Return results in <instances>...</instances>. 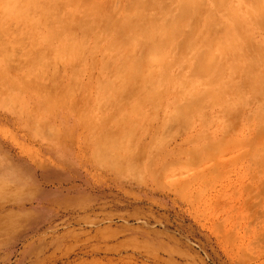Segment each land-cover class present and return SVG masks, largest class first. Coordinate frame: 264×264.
Returning <instances> with one entry per match:
<instances>
[{"label": "rangeland", "instance_id": "rangeland-1", "mask_svg": "<svg viewBox=\"0 0 264 264\" xmlns=\"http://www.w3.org/2000/svg\"><path fill=\"white\" fill-rule=\"evenodd\" d=\"M74 1L62 0L45 26L44 3L26 4V22L0 0V264H264V0H216L215 43L202 35L224 49L212 71L242 47L230 61L243 74L236 86L221 78L213 104L194 95V110L185 84L206 88L209 55L201 75L206 61L198 72L201 60L191 64L150 41L116 44L114 59L88 38L78 65L59 40L66 23L75 41L84 38L80 22L91 21L97 1ZM195 4L170 3L180 22ZM201 46L192 52L199 59L210 52ZM173 59L177 71L166 67ZM94 60H116L125 71L105 73ZM190 112L205 124L188 126Z\"/></svg>", "mask_w": 264, "mask_h": 264}, {"label": "bare ground", "instance_id": "bare-ground-1", "mask_svg": "<svg viewBox=\"0 0 264 264\" xmlns=\"http://www.w3.org/2000/svg\"><path fill=\"white\" fill-rule=\"evenodd\" d=\"M1 1H2V3H6V4L7 3H9V4L11 3L12 5L10 6L11 8L9 7L10 10L8 11V13H11V15L13 14L16 19L17 18H21L24 21L26 20V22L27 21H30L32 19L31 16H30V13L27 11L28 8L27 7H26L27 9L25 8L26 4H29L28 2H31L32 3L34 1V2H36L38 4H41V3H44V5L46 4L45 3L46 0L45 1L44 0H1ZM61 1L62 0H50L49 3H48V6L47 5H45L44 7H43V5L41 6L42 7V11L39 10L40 8H38L39 12L42 13L41 15L46 18V21L44 22V24L46 23L47 25H50L49 24V22H50L49 20L52 19L53 15H54V8L58 4H60ZM77 1L75 0L74 2H77ZM82 1H84V0H82ZM96 1L97 2L95 3L96 4L95 7L93 6V9L90 11V15H88L90 17L89 19L91 21H89L88 19H85V20H83V21L80 22V25H81V28H82V35H83V37L85 39L83 38V39H80V41H75V38H74V28L75 27L71 23H69V24L66 23L65 24L66 25L65 33H63V36L60 37L61 40H59L60 48L63 47V50L64 51H72L78 57V59L75 60L76 61V64H78V65L79 64H84V62H85V56L90 51L89 50V42L90 41H92V44H93L92 45L93 51H95L97 53L98 52H101L102 55L103 54H106L105 56L114 57V59H117L118 56H112V55H110V50H109L114 45L119 44V43H123V45H125L126 47L129 46V45H131V49H132L133 48L132 47V44L136 41L134 43V45H136L137 40H139L141 42L150 41L151 44H148V45H152V44L158 45L159 47H161V49H162V47H165L166 49L169 50V53L170 54L172 52L175 53V51H178L179 53L176 56L178 57L179 55H181L183 58L188 59V61H190L191 64H194L198 60H201V62L198 61L199 62V66H201L200 67V70L198 72L205 71V72L201 73V75L202 74H205L206 75V73H207L206 72L207 71L206 68H208L207 66H209V64H207V58H205V57H208V55H209L208 60H210V61H208V63H212V61H211L212 59H214L215 57L220 58L221 57L220 55L223 54L222 52H223L224 49H221L220 50V49L216 48L218 46H216L215 44H211L210 43V41H212L211 39L202 38V35L205 32H210L211 36H209V38H212L213 39V42L215 43V40H216V37H217V33H218V31L216 29V26H217V24H220V23H218V22H220V20L222 21V19H221L222 15L219 13V9H220V6L219 5H220V2H218L216 0H204L205 1L204 5L205 4L208 5V6L206 5V7H204V5H202L203 7H199L203 3L202 2L203 0H200L202 3L199 6L197 5L198 4L197 1H199V0H195L196 1L195 2L196 4L194 3V0L193 1L192 0H189L190 5L191 4H195L194 5L195 7H194V9L191 8L192 9L191 11H193V12L191 13L190 18L186 19V17H185V19L182 20L181 22L179 21L180 19L176 17L177 15L175 16V14H174V9L176 8L175 6H178L179 3L174 6L175 8L172 5H170V3L171 4H172V2L174 3L175 0H102V1L101 0L100 1L96 0ZM180 1H183V2H186L187 1L188 2V0H180ZM191 1H192V3H191ZM34 2L32 3L33 6H34ZM84 3H86V2H84ZM73 5H74V3H73ZM86 5H84V6H86ZM196 5H197V7H196ZM36 6L37 7H40L38 5H36ZM36 6H35V9H36ZM87 6L92 7L91 4L90 5H87ZM135 7L136 8L139 7L138 12L136 10H134V12H133V8L135 9ZM88 9H89V7H88ZM179 9H180L179 11L182 12L181 10H183V9H182L181 6L179 7ZM31 13L33 14V12H31ZM36 13H37V11H36ZM55 15H57V14H55ZM70 16H71V13L69 12L68 15H67V17L65 18V20L67 21L70 18ZM71 19L73 20V18H71ZM7 21L8 20H6V22ZM54 21H56V18H55ZM223 22H222V24H225ZM41 23H42V21H41ZM28 24H26V26ZM46 24H45V26H46ZM54 25H55V23H54ZM32 26H33V24L31 25V27ZM161 26H163L166 31L163 32V33H158V28L161 27ZM51 27L53 29L56 28L55 26H53V23L51 24ZM77 27H79V26H76V28ZM15 28H16V26H15ZM19 28H20V26H19ZM26 28H28V26ZM50 28H48L47 30H49L50 32H52V28L51 29ZM224 28H225V26L222 29H224ZM8 29H10V28H8ZM226 29H227V27H226ZM32 31H34V30H32ZM76 31H77V29H76ZM220 31H223V30H220ZM225 31H226V33L228 35L230 34L232 36V34H234L235 32L237 33V28H236V30L233 28V32H229L228 30H225ZM5 32L7 34V31H5ZM11 33H12V35L14 34L12 31H11ZM29 36H31V34ZM111 36H114V38H110ZM33 37H34V35H33ZM88 38L90 39V41H88ZM71 40H73L72 43L70 42ZM24 42H25V40H24ZM30 42H32V41H30ZM216 42H218V41H216ZM32 43H34V41ZM40 43L37 44V46L40 45ZM16 44H17V42H16ZM26 44H28V43H26ZM198 44L200 45L201 49H202L201 44H203V46H205V47H206V45H208L209 48H210L209 49L210 52H209V54H207V56L202 55V53H201V56H202V57L200 56L201 59H199V55H194L192 53L197 48V45ZM7 45L9 46L10 44L7 43ZM219 46H221V45H219ZM253 46H254V44H253ZM10 47H11V45H10ZM21 47L18 46V48H21ZM36 47L35 48L33 47V50L32 51H34V49H36ZM14 48H16V47H14ZM45 49H48V48L45 47ZM128 49L126 50V54L129 52L128 54H132L131 56L134 57L135 55H133V53L135 54L136 52L135 51H132L130 49L133 52L132 53ZM225 49H226V47H225ZM15 50H17V48ZM29 50H30V48H29ZM134 50H135V48H134ZM245 50L246 49H243L242 47L241 48L238 47V49H235L234 52H232V51H230V53L228 52L230 54V57L228 59L226 58L224 60V62H223L224 65L222 64L223 65L222 67H220L218 69L216 67V69H217L216 71H212V69L214 68V64H216L215 61H214V64L212 63L213 66H211V64H210L208 70L211 69V71H209L207 74L210 75L212 78L207 79V82L205 84L206 85V88L202 92H198L201 89L199 87L200 84L197 83V82H195L194 84H189V83L185 84L186 86H188V88L185 89V93L188 94L187 95V98H188L187 99V103H188L187 106H189V105L192 106V104L194 105V103L197 102V100H192L190 98H192L194 95L199 94V93H202L205 96L204 99L206 101H208V102L209 101H212L214 99L211 102V104H213L215 102V100H216L215 98H218L220 96V92H218L220 90H216L215 91V90L212 89V87L218 81H220L221 78H224V79L226 77L231 78V76H232V81L231 82L226 81L227 86H236V85L240 84V80H239L238 74L242 75L243 74V69L240 68V66L238 65V63L236 64V63H234V61L233 62L230 61V58H231V56H233V58L231 60H236L237 61L238 58L240 57L241 53H244ZM6 51H8V50H6ZM21 51H23V48H22ZM12 52L13 51H11L10 53L7 54L8 55V58H10V57L13 58L12 56H13L14 53L12 54ZM39 53H40V51H39ZM203 53H204V51H203ZM9 54L10 55L12 54V56H9ZM43 54H44V51H43ZM128 54L126 55L127 57H128ZM16 55L18 57L17 52H16ZM126 56L124 58H126L125 60L127 61V57ZM203 56H204V59H202ZM133 57H130V58H133ZM43 58L46 59L45 54H44ZM139 58H141V57H139ZM223 59L224 58L222 57L221 60L223 61ZM23 60H26V59H23ZM129 60L130 59H128V61ZM202 60H204V61H202ZM214 60H216V59H214ZM113 61L114 62H112L111 65H110L106 61L94 60V64L100 70L102 69L101 71H103L105 73H106V71H107V73H110L111 71H113L112 69H109L111 66L114 67V71L117 74L124 73L125 70L123 69L122 65L119 64L116 60H113ZM141 61H142V59H141ZM141 61H139V62H141ZM177 62L178 61L176 59L169 60L168 62H166V64H167L166 67L168 66V67L171 68V70L177 71L178 70V65L180 66V64L179 63L177 64ZM203 62L206 63V66L204 65V68L206 70L204 68H203L204 70L202 69ZM201 63H202V65H200ZM56 64L58 65V63H56ZM33 65L35 66V64H33ZM196 65H198V63L195 64V66ZM10 66H11V64H10ZM180 67H182V66H180ZM184 67H186V65ZM35 68H36V66H35ZM193 68H194V65L192 66V71L191 72L196 71ZM139 69H142V68L140 67ZM201 69H202V71H201ZM28 70H30V69H28ZM132 70H134V69H132ZM137 71H138V69H137ZM32 72H33V70H32ZM33 73H35V72H33ZM111 74L114 75V73H111ZM137 74H139V73L137 72ZM134 77H137V76L135 75ZM53 80H54V78H53ZM223 81L221 80V82H223ZM170 82H171V85H176V84L173 83V80L168 81V84L169 85H170ZM115 85H117V83ZM112 88H114V87H112ZM172 88H173V86H172ZM172 88H171V90H172ZM221 91H222V89H221ZM185 93L183 91L182 94H185ZM178 94H179L178 92H175V95H178ZM163 96H165V95H163ZM163 96H162V98H163ZM154 98H155V95H154ZM162 98H160V99H162ZM200 101L201 100H199V103H200ZM191 102H194V103H191ZM189 103H191V104H189ZM184 104H185V102H184ZM184 104L182 103V107H184L183 106ZM187 106L185 105L186 108H187ZM195 107H197V105L196 106L194 105V108H192V110H194ZM186 108H185V111L188 109V108L187 109ZM182 110H183V108H182ZM189 110H190V108H189ZM181 118L182 117H180V119ZM180 119H179V121H180ZM204 119L205 118L203 117V115H198V114H195L194 115L193 112H190L188 114H185V116L182 118L183 121H185V122L188 123L187 124L188 126H190V125L192 126L197 120L198 121H201V120L203 121ZM203 122L205 124V121H203ZM249 141H252V140H249ZM253 142H254V140H253Z\"/></svg>", "mask_w": 264, "mask_h": 264}]
</instances>
